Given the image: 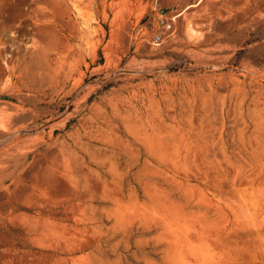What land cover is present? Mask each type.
<instances>
[{
  "label": "rangeland",
  "instance_id": "rangeland-1",
  "mask_svg": "<svg viewBox=\"0 0 264 264\" xmlns=\"http://www.w3.org/2000/svg\"><path fill=\"white\" fill-rule=\"evenodd\" d=\"M45 1L0 0V264H264V0Z\"/></svg>",
  "mask_w": 264,
  "mask_h": 264
},
{
  "label": "bare ground",
  "instance_id": "bare-ground-1",
  "mask_svg": "<svg viewBox=\"0 0 264 264\" xmlns=\"http://www.w3.org/2000/svg\"><path fill=\"white\" fill-rule=\"evenodd\" d=\"M23 1H25V0H23ZM46 1H48V0H46ZM46 1H45V2H46ZM49 1H52V0H49ZM49 1H48V2H49ZM62 1H63V0H62ZM36 2H37V1H35V3H36ZM52 2H53L54 5L56 6V2H54V1H52ZM37 3H38V2H37ZM37 3L35 4V8H38V6H36V5H38L39 3H38V4H37ZM53 3H52V4L47 3V4H49V6H50V5H53ZM31 4H33V3H31ZM59 4H60V5H58V6L60 7L62 4H61V2H60ZM64 5H67V4H64ZM31 6H32V5H31ZM40 6H42V5L40 4ZM55 6H54V7H55ZM67 6H68V5H67ZM43 7H44V6H43ZM46 7H47V6H46ZM59 7H57V9H56V8H55V9L58 10ZM74 7H75V6H74ZM64 8H66V7H64ZM64 8H63V10L65 11ZM68 8H69V6H68ZM32 9H34L33 6H32ZM40 9H41V8H39V10H40ZM61 9H62V6H61ZM61 9H60V10H61ZM35 10H36V9H35ZM41 10H42V9H41ZM60 10H59V11H60ZM63 10H61V11H63ZM69 10H70V9H69ZM35 12H36V11H35ZM66 12H67V10H66ZM69 12H70V11H69ZM69 12H68V13H69ZM43 14H45V13H43ZM43 14H40V15H42V17H43ZM60 14H61V13H60ZM63 14H64V13H63ZM45 15H46V14H45ZM48 15H49V14H48ZM46 16H47V15H46ZM59 16H60V15H59ZM62 16H63V15H62ZM62 16H60V17H62ZM63 17H64V16H63ZM40 18H41V16H40ZM43 18H45V16H44ZM48 19H49V18H48ZM39 20H40V19H39ZM45 20H46V19H45ZM59 20H60V19H59ZM40 21H41V20H40ZM60 21H62V19H61ZM37 22H38V21H37ZM37 22H36V24H37ZM41 22H43V20H42ZM62 22H64V21H62ZM67 23H69V22H67ZM63 24H64V23H63ZM69 24H70V23H69ZM56 25H57V24H56ZM66 25H67V24H66ZM70 25H71V24H70ZM45 27H47V26H45ZM45 27L43 26V28H45ZM49 28H53V27H50V26H49ZM49 28H48V29H49ZM45 29H46V28H45ZM33 30H34V29H33ZM39 30H41V29H39ZM43 30H44V29H43ZM46 30H47V29H46ZM49 30H51V29H49ZM55 30H56V28L53 29V33L55 32ZM44 31H45V30H44ZM44 31L42 32L43 34L45 33ZM51 31H52V30H51ZM58 31H59V30H58ZM60 32H61V31H60ZM34 33H35V32H34ZM39 33H41V31H40ZM46 33H47V32H46ZM41 35H42V34H41ZM45 35H46V34H45ZM45 35H44V36H45ZM47 35H48V34H47ZM59 35H60V34H59ZM37 36H38V35H37ZM51 36H52V35H51ZM51 36H50V37H51ZM48 37H49V36H48ZM55 37H56V36H54V38H55ZM37 38H38V37H37ZM52 38H53V37H52ZM52 38H51V39H52ZM54 38H53V39H54ZM61 38H62V37H60L59 39H61ZM42 40H43V39H42ZM55 41H56V40H55ZM59 41H60V40H59ZM61 41H62V40H61ZM40 42H41V41H40ZM45 42H46V41H45ZM45 42L43 41V43H45ZM56 43H57V42H56ZM56 43H55V44H56ZM59 43H60V42H59ZM62 43H63V41H62ZM49 44H50V43H49ZM51 44H53V43H51ZM51 44H50V45H51ZM56 45H57V44H56ZM43 46H44V45H43ZM51 46H52V45H51ZM51 46H50L49 49L52 48ZM36 47H37V46H36ZM39 47H40V46H39ZM46 47H47V46H46ZM34 48H35V47H34ZM55 48H56V47H55ZM47 49H48V47H47ZM35 50H36V49H35ZM42 50H43V52H44V48H43ZM33 51H34V50H33ZM36 51L38 52V49H37ZM51 51H53V50H51ZM34 52H35V51H34ZM46 52H47V51H46ZM48 52H49V51H48ZM35 53H36V52H35ZM40 53H41V52H40ZM49 53H50V52H49ZM32 54H34V53H32ZM37 54H38V53H36V55H37ZM46 54H48V53H46ZM40 55H41V54H40ZM38 56H39V54H38ZM36 57H37V56H36ZM41 57H43V55H42ZM41 57H40V58H41ZM45 57H46V56H45ZM32 58H33V57H32ZM46 58H47V57H46ZM38 59H39V58H38ZM38 59H37V60H38ZM42 59H43V58H42ZM42 59H40V60H42ZM34 60H35V59H34ZM37 60H36V61H37ZM42 62H43V61H42ZM44 62H45V60H44ZM47 62H48V61H47ZM47 62H46V64H47ZM37 63H38V62H37ZM47 65H48V64H47ZM29 67H30V66H29ZM30 69H31V67L29 68V70H30ZM18 109H19V108H18ZM20 109H21V108H20ZM16 112H17V111H16ZM21 112H22V111H21ZM13 113H14V112H13ZM19 114H20V113H19ZM21 115H22V114H21ZM13 117H14V116H13ZM1 119H2V118H1ZM31 119H32V118H31ZM17 120H18V119H17ZM25 120H26V119H25ZM20 121H21V120H20ZM3 122H4V121H3ZM9 128H10V127H9ZM7 129H8V128H7ZM7 129H5V130H7ZM9 130H10V129H9ZM9 130H8V132H10ZM15 130H16V129H15ZM20 131H21V130H20ZM52 131H53V130H52ZM2 132H4V131L2 130ZM2 132H1V133H2ZM6 132H7V131H5V133H6ZM8 132H7V133H8ZM18 132H19V130H18ZM7 133H6V134H7ZM2 134H3V133H2ZM2 134H1V135H2ZM9 134H10V133H9ZM9 134H8V135H9ZM24 134H26V133H24ZM10 135H11V134H10ZM12 135H13V134H12ZM18 135H19V134H18ZM2 137L5 138L4 136H2ZM2 137H1V139H2ZM6 137H7V136H6ZM30 137H31V136H30ZM26 138H27V137H26ZM26 138H25V139H26ZM5 140H6V139H5ZM49 143H50V142H49ZM12 145H13V144H12ZM15 145H16V144H15ZM18 146H19V145H18ZM54 146H55V145H54ZM13 147H14V146H13ZM43 147H44V146H43ZM4 148H5V147H4ZM7 149H8V148H7ZM54 149H55V148H54ZM2 150H3V149H2ZM13 151H14V150H13ZM17 151H19V150H17ZM14 152H15V151H14ZM53 152H54V151H53ZM55 152H56V151H55ZM69 152H70V150H69ZM9 153H10V152H9ZM17 153H18V152H17ZM48 153H49V152H48ZM69 154H70V153H69ZM27 156H28V154H27ZM57 157H58V156H57ZM18 158H19V157H18ZM19 159H20V158H19ZM26 159H27V158H26ZM26 159H25V161H26ZM52 159H53V157H52ZM15 162H16V161H15ZM40 163H41V162H40ZM2 164H3V163H2ZM22 164H23V163H22ZM54 164H55V163H54ZM6 165H7V164H6ZM42 166H43V165H42ZM15 168H16V167H15ZM15 168L13 169L14 171H16ZM42 170H43V169H42ZM12 175H13V174H12ZM14 177H15V176H14ZM8 186H10V185H8ZM21 190H22V189H21ZM22 192H23V191H22ZM23 195H24V194H23ZM43 226H44V224H43ZM43 229H44V228H43Z\"/></svg>",
  "mask_w": 264,
  "mask_h": 264
},
{
  "label": "built area",
  "instance_id": "built-area-1",
  "mask_svg": "<svg viewBox=\"0 0 264 264\" xmlns=\"http://www.w3.org/2000/svg\"><path fill=\"white\" fill-rule=\"evenodd\" d=\"M172 21H173V19L170 20V19H165V18H162L160 20V23L162 25V31L156 35L155 42H158V43L161 42L163 40V38H164V33L165 32H169V31H171L173 29Z\"/></svg>",
  "mask_w": 264,
  "mask_h": 264
}]
</instances>
